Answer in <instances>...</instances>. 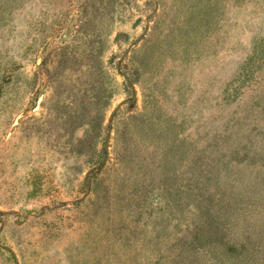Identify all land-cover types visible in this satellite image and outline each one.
Wrapping results in <instances>:
<instances>
[{"label":"rangeland","instance_id":"1","mask_svg":"<svg viewBox=\"0 0 264 264\" xmlns=\"http://www.w3.org/2000/svg\"><path fill=\"white\" fill-rule=\"evenodd\" d=\"M0 264H264V0H0Z\"/></svg>","mask_w":264,"mask_h":264}]
</instances>
